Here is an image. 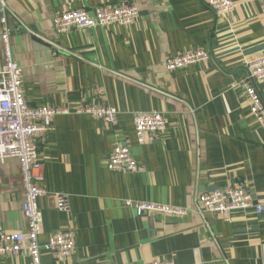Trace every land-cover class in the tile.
Segmentation results:
<instances>
[{
	"label": "crops",
	"instance_id": "1",
	"mask_svg": "<svg viewBox=\"0 0 264 264\" xmlns=\"http://www.w3.org/2000/svg\"><path fill=\"white\" fill-rule=\"evenodd\" d=\"M232 2L222 20L203 0H8L12 58L28 107L71 110L84 102L118 111L115 126L87 115L56 116L39 144L49 195L38 202L39 244L65 228L76 239L70 259L43 249L42 264H264V213L234 212L229 221L196 212L147 218L123 204L195 210L200 194L243 182L264 205V127L236 86L246 64L264 56V0ZM104 3L134 4L136 24L55 33L53 16ZM194 49L208 52L209 61L166 70L168 58ZM253 86L264 102V81ZM151 112L163 116L166 130L139 145L133 116ZM116 144L129 146L136 172L107 170ZM56 193L68 197V212L57 210ZM21 203L19 164L9 158L0 163L1 231H26ZM0 264L30 260L20 254Z\"/></svg>",
	"mask_w": 264,
	"mask_h": 264
},
{
	"label": "built area",
	"instance_id": "2",
	"mask_svg": "<svg viewBox=\"0 0 264 264\" xmlns=\"http://www.w3.org/2000/svg\"><path fill=\"white\" fill-rule=\"evenodd\" d=\"M217 18L226 20L233 12L232 0H203ZM8 0H0V41L3 63L0 65V163L9 158L18 161L22 186L21 210L26 219L24 232L0 230V258L25 254L30 264L41 263L44 249L59 261L70 259L75 251V234L65 228L48 236L44 246L39 244L42 232V212L39 199L48 197L45 187L43 163L38 151L39 144L52 130V122L59 115H87L110 126L117 124L118 111L106 105L76 104L74 109L40 107L30 108L25 102L22 69L14 62L10 45L12 31L8 25ZM139 18L134 4L118 6L101 4L92 10H73L53 16L51 24L56 34L71 30H89L95 27L133 26ZM210 54L202 49L178 53L165 62L168 71H176L209 61ZM246 78L236 84L242 88L249 114L256 125L264 127V102L253 83L264 81V56L248 62ZM136 143L147 142L150 135L156 136L166 130L163 116L156 112L138 113L133 116ZM106 168L115 173H133L138 163L127 144H116L106 162ZM52 198L59 212L69 211V200L65 194L56 193ZM124 206L137 217L155 216L182 218L192 213L212 214L230 220L234 212H251L255 216L264 213V205L256 202L248 186L243 182L227 184L211 192L200 194L196 209L191 210L166 204L124 200ZM149 264H172L170 261H153Z\"/></svg>",
	"mask_w": 264,
	"mask_h": 264
}]
</instances>
